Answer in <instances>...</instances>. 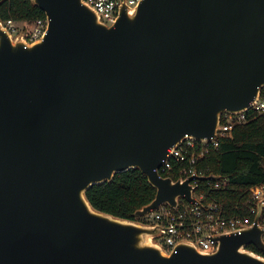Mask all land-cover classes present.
Wrapping results in <instances>:
<instances>
[{"label": "water", "instance_id": "water-1", "mask_svg": "<svg viewBox=\"0 0 264 264\" xmlns=\"http://www.w3.org/2000/svg\"><path fill=\"white\" fill-rule=\"evenodd\" d=\"M47 32L31 44L0 18V264H264L255 224L219 234L212 253L95 210L85 191L131 168L155 197L189 179L157 172L185 135L216 138L221 114L245 111L264 85V0L121 1L111 25L83 0H30ZM209 174L200 180L220 179Z\"/></svg>", "mask_w": 264, "mask_h": 264}, {"label": "built area", "instance_id": "built-area-1", "mask_svg": "<svg viewBox=\"0 0 264 264\" xmlns=\"http://www.w3.org/2000/svg\"><path fill=\"white\" fill-rule=\"evenodd\" d=\"M121 1H124L127 7H135L141 0H83L107 25L115 22ZM47 24L45 16L33 20L18 21L11 17L1 20L4 30L13 37L23 31L26 44L40 40L47 32ZM248 111L254 112L255 116H264V85L260 87L257 99L251 101L245 111L221 114L216 127V138L197 140L185 135L181 141L167 148L157 172L163 177H171L169 174H173L176 179L190 178V184L195 186V190L192 192L194 201L180 198L177 208L161 203L157 208L138 217V221L153 225L161 232L155 241L165 252H171L181 242H189L201 252L212 253L218 246L214 238L216 235L238 233L248 226H253L259 208L261 210L256 225L263 230L261 239L264 243V183L247 188L245 192L248 197L244 203L246 210L238 212L236 207L235 213L229 214L224 205L211 195L213 191L227 190L229 179H198V176L203 175L197 165L211 149L218 147L221 139L233 138V129L236 126L250 120ZM200 182L204 184L199 187Z\"/></svg>", "mask_w": 264, "mask_h": 264}, {"label": "trees", "instance_id": "trees-1", "mask_svg": "<svg viewBox=\"0 0 264 264\" xmlns=\"http://www.w3.org/2000/svg\"><path fill=\"white\" fill-rule=\"evenodd\" d=\"M33 20L44 13L30 0H0V18ZM250 120L233 129V138L221 139L197 165L203 176L214 174L229 179L225 191H213L212 196L221 202L229 214L238 208L244 211L249 186L264 183V116L248 111ZM172 179L176 176L169 174ZM204 182H200L199 187ZM156 189L146 175L137 168L116 173L110 182L94 184L85 191L91 206L100 212L121 219H136L133 213L155 197ZM237 207V208H236ZM248 249L264 256V252L251 245Z\"/></svg>", "mask_w": 264, "mask_h": 264}]
</instances>
